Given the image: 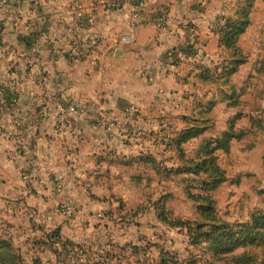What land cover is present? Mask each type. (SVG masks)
<instances>
[{
  "label": "crops",
  "instance_id": "crops-1",
  "mask_svg": "<svg viewBox=\"0 0 264 264\" xmlns=\"http://www.w3.org/2000/svg\"><path fill=\"white\" fill-rule=\"evenodd\" d=\"M219 4L0 0V222L16 244L53 228L65 234L75 222L61 204L111 202L118 182L135 180L129 171L147 153L141 135L158 139L150 128L187 106L148 97L165 84L170 93L201 84L198 64H211L218 50L221 57ZM128 29L138 42L119 48L116 35ZM194 39L196 57L181 50Z\"/></svg>",
  "mask_w": 264,
  "mask_h": 264
},
{
  "label": "rangeland",
  "instance_id": "rangeland-1",
  "mask_svg": "<svg viewBox=\"0 0 264 264\" xmlns=\"http://www.w3.org/2000/svg\"><path fill=\"white\" fill-rule=\"evenodd\" d=\"M236 1L219 0V8L223 9V11H220L219 18L225 14L223 12L230 10ZM243 44L249 55V62L242 67L235 79L242 86L247 82L248 90L239 99V101H242L240 109L230 105L229 101L221 95V101L214 109L219 133L227 129L228 120L239 110L264 118V110L260 109V106L264 107V81L257 85L256 78L252 77L256 75V67L264 57V2L259 1L257 3L252 16V24L243 36ZM219 56L220 50H218V56L212 59V63L219 62L217 60ZM207 62L209 63V59ZM198 84L194 82V87L189 86L184 93L183 91L166 92L165 84L155 95L147 96L159 100L165 99L164 101L168 104H173L176 100L187 104V106L180 107L181 110H178L180 112L175 121L169 119L168 116L170 115L166 114L167 116L164 115L166 120L161 117L157 126L150 128L154 136V131H159L158 139L153 140L151 136L144 137L143 134L141 135V139L145 138V149L142 151L154 152L153 154L164 160L163 165L171 166L175 162L174 159H170V156L174 155L172 150H175L170 147V143L177 132L182 127L184 128L185 116L194 112L193 110L191 113V110L197 104L198 99L203 102L216 100L214 96H216L218 90L215 84ZM128 109H131L129 114L138 111L135 106H130ZM169 109L166 108L164 111H169ZM161 120H164V122L161 123ZM261 120V128L257 133L249 136L246 142L235 140L232 153H221L219 158L221 165L229 172L230 179L220 186V189L214 191L213 195L216 198L219 215L222 219L231 223L237 224L248 221L253 214L264 210V119ZM238 125L240 128H249L251 121L246 116L238 121ZM130 126L131 124L127 127L128 130L131 129ZM199 141L200 139H196L187 143L188 156L193 154V150ZM251 142L255 146L252 149L248 146ZM132 159L133 157L129 161H134ZM136 166L133 165L129 172L132 175H138L140 182L131 180L128 186L126 183L118 182L113 189L115 199L111 202H80L74 205L66 202L64 205L61 204V209L66 213L70 211L75 222L74 227L66 232L67 234L63 233L64 236L82 243L88 250V255L83 256L81 264L83 262L95 263L98 261L108 262L107 264H127V262L140 264L147 257V253L143 249L147 246L152 250V252H148V256L156 257L154 258L156 262L161 260V251H164L178 256L181 260L180 263L184 262L191 253H195L202 258L200 264L207 261L212 262L211 260H213V264H227L225 259L218 261L213 258L214 251L209 244H202L198 247L190 245V236L187 234V229L171 228L158 218L154 203L172 191L173 196L169 199L168 204L175 216L185 220H196V207L183 192L181 185H178L176 180H160L159 176L153 172L152 166L147 165L148 170L145 173L143 170L137 169ZM148 174L152 176L151 180L148 179ZM122 206H125V208ZM55 229L53 228L50 231L52 232ZM33 238L40 239L41 237L36 234L19 236L20 242H17V244L21 246L24 253L28 251L31 246L29 243H32ZM115 242L128 245L130 248L128 257L119 260L115 257H108L104 252L101 255L105 257L98 259L99 257L95 255V252L99 249V246L105 244L104 249L113 250L114 246L112 244ZM133 244H138L142 248L139 251H133V248L131 249ZM244 249L239 248L237 252H242ZM121 252V250L118 251V253ZM41 258L44 259V264H57L55 256L50 251L42 252ZM263 259L264 250L260 261ZM76 261L77 256L69 258L71 263H76ZM261 264H264V261Z\"/></svg>",
  "mask_w": 264,
  "mask_h": 264
},
{
  "label": "trees",
  "instance_id": "trees-1",
  "mask_svg": "<svg viewBox=\"0 0 264 264\" xmlns=\"http://www.w3.org/2000/svg\"><path fill=\"white\" fill-rule=\"evenodd\" d=\"M259 1L264 2V0H237L235 5L219 18L214 30L218 35L221 48L219 62L205 65L199 63L198 71L195 74L199 82L217 86L218 93L214 96L216 100L203 102L198 99L197 104L191 110V113L193 110L194 112L185 116L184 128L182 127L177 132L170 143V147L175 149L172 150L174 155L170 156V159H174L175 162L171 166L163 165L164 160L151 152L135 158L136 161L143 163V167L140 169L144 173L147 172L146 167L149 165L153 167V172L159 176L160 180H176L196 207V220L177 218L168 204L169 199L173 196L170 191L168 195H164L161 200L154 203L158 218L171 228L187 229L190 245L198 247L202 244H209L214 251L213 258L218 261L225 259L227 264H261L264 261V259L260 261L264 250V210L253 214L248 221L231 223L219 215L216 198L213 195L214 191L220 189V186L230 179L229 172L219 160L221 153L231 154L235 140L248 141L249 136L260 130L261 119H264L239 110L228 120L227 129L219 133L214 114L215 107L221 101V95L229 101L230 105L240 109L242 101L239 99L248 90L247 82L242 86L235 77L241 68L249 62V55L243 48L241 39L252 24V16ZM195 39L194 42L187 43L182 47L181 50L185 54L198 56L199 48ZM252 77L256 78L257 85L264 81V57L256 67V75ZM260 109L264 110V107L260 106ZM246 116L249 117L251 125L249 128H240L238 121ZM196 139H200V141L194 148L193 154L188 156L187 143ZM248 146L251 149L255 147L253 142ZM133 178L140 182L138 175L133 174ZM148 179H152L150 174H148ZM169 190L171 189L169 188ZM122 207L125 208V206ZM173 214L174 216H172ZM9 225H3L0 222V264H44L41 254L47 251L55 256L57 264H81L83 256L88 255L85 245L66 238L61 233V229L56 228L47 235V238L34 242V244H38L39 250H36L28 260L22 248L16 244L11 235ZM112 245L114 246L113 250L104 249L105 244H101L95 252L98 259L105 257L101 255L104 252L108 257H115L119 260L128 257L130 248L127 244L122 245L115 242ZM132 248L133 251H139L142 247L133 244ZM239 248L245 249L242 252H237ZM143 249L147 253V257L140 264H179L181 261L178 256L161 251L162 258L156 262L154 261L156 257L148 256V252H152L149 246ZM120 250L122 252L118 253ZM73 256H77L76 263L69 262V258ZM201 259L199 255L191 253L180 264H200ZM30 260L31 262H29ZM211 261L202 264H213V260ZM107 263L83 262V264Z\"/></svg>",
  "mask_w": 264,
  "mask_h": 264
},
{
  "label": "built area",
  "instance_id": "built-area-1",
  "mask_svg": "<svg viewBox=\"0 0 264 264\" xmlns=\"http://www.w3.org/2000/svg\"><path fill=\"white\" fill-rule=\"evenodd\" d=\"M162 10V14H163ZM159 17V22H163L165 20V14ZM139 39V32L137 29H128V30H121L116 35V45L119 48H129L134 46Z\"/></svg>",
  "mask_w": 264,
  "mask_h": 264
}]
</instances>
